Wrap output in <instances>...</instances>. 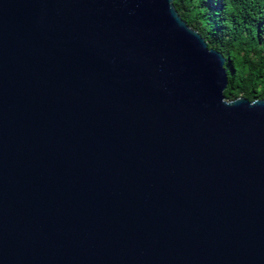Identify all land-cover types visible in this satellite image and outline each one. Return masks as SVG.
I'll use <instances>...</instances> for the list:
<instances>
[{
  "label": "water",
  "instance_id": "1",
  "mask_svg": "<svg viewBox=\"0 0 264 264\" xmlns=\"http://www.w3.org/2000/svg\"><path fill=\"white\" fill-rule=\"evenodd\" d=\"M174 0H0V264H264V99Z\"/></svg>",
  "mask_w": 264,
  "mask_h": 264
},
{
  "label": "trees",
  "instance_id": "2",
  "mask_svg": "<svg viewBox=\"0 0 264 264\" xmlns=\"http://www.w3.org/2000/svg\"><path fill=\"white\" fill-rule=\"evenodd\" d=\"M181 17L226 58L228 100L264 99V0H175Z\"/></svg>",
  "mask_w": 264,
  "mask_h": 264
},
{
  "label": "clouds",
  "instance_id": "3",
  "mask_svg": "<svg viewBox=\"0 0 264 264\" xmlns=\"http://www.w3.org/2000/svg\"><path fill=\"white\" fill-rule=\"evenodd\" d=\"M175 1V0H174ZM175 5V4H174ZM176 7V6H175ZM181 16V15H180ZM183 19V18H182ZM192 28V27H191ZM208 44V43H207ZM224 56V55H223ZM226 59V58H225ZM241 97H243V96H241ZM257 100H259V99H257Z\"/></svg>",
  "mask_w": 264,
  "mask_h": 264
}]
</instances>
